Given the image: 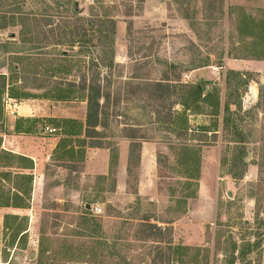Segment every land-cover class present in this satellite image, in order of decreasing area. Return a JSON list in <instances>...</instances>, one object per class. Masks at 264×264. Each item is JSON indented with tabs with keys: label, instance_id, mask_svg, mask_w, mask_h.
<instances>
[{
	"label": "rangeland",
	"instance_id": "1",
	"mask_svg": "<svg viewBox=\"0 0 264 264\" xmlns=\"http://www.w3.org/2000/svg\"><path fill=\"white\" fill-rule=\"evenodd\" d=\"M68 1L0 0L13 24L0 30V133H8L13 102H20L27 111L15 119V130L48 138L49 149L58 140L39 166L42 197H32V176L0 169V204L8 205L0 264H230L232 256L233 264H264V74L240 76L225 66L227 59L264 55V10L239 0H98L115 21L114 64L104 66L100 58L108 56L91 31L103 9L75 0L76 20L65 11ZM19 8L25 17H12ZM63 25L86 30V43L67 47L57 36ZM56 38L63 43L56 45ZM60 52L67 57L58 58ZM83 79L106 97L87 136L85 100L43 97ZM200 80L223 102L217 117L207 105L187 112L192 131L185 135L172 123L181 110L173 86ZM201 126L214 134L195 130ZM128 140L127 174L118 188L120 151ZM140 142L157 148L155 185L147 196L137 192ZM95 143L103 148L91 150ZM184 145L200 150L195 187L181 177ZM105 149L104 177L98 150ZM0 164L28 162L3 155ZM247 244L250 253L239 256ZM175 247L187 250L175 253Z\"/></svg>",
	"mask_w": 264,
	"mask_h": 264
},
{
	"label": "trees",
	"instance_id": "2",
	"mask_svg": "<svg viewBox=\"0 0 264 264\" xmlns=\"http://www.w3.org/2000/svg\"><path fill=\"white\" fill-rule=\"evenodd\" d=\"M145 0H139V3L144 2ZM95 7H92L91 9L94 10L95 8L103 9V15L100 17H97L94 22H97V25L91 26V31L93 34H96L99 38L100 45L98 46L101 49V54L105 56V58L108 56V59L105 60V62L100 58V62L104 66H112L114 64V36H115V21L112 16H109L104 10L102 6L99 5L98 0H93ZM65 11L68 12V14H72V18H75L78 20L77 14L75 13V0H69L66 2ZM64 5V6H65ZM130 8V6H127ZM18 11H15L13 13H16L15 16L12 15V17H22L24 18L25 15L21 12V8L17 9ZM20 11V12H19ZM70 12V13H69ZM105 12V13H104ZM7 12H3L0 10V30H3L7 28L8 26H13V24H9L6 18ZM96 15V14H95ZM11 19H16L12 18ZM32 18L35 19L34 16ZM10 19V18H9ZM61 31L58 32L59 37L67 39V47H74L76 45H82L86 43V37L87 33L86 30L78 29L77 27H72L69 25H63L60 29ZM56 36V37H57ZM62 40V41H64ZM56 45H61L63 42H60L61 40H56ZM101 55V57H102ZM58 58H65L67 57L64 52H60L57 54ZM251 60H264V55L261 56H255L254 58H250ZM202 66H198L197 68H201ZM50 71H56L58 70H50ZM234 74V72H231ZM238 75H242L240 73H237ZM243 76V75H242ZM80 85L76 86L75 83H68L67 88H59L55 87L53 92L55 94H51L52 91L47 92L44 94V98L46 100H54V101H66L72 98H77L75 95H79V98H82L86 101L87 104V111L85 116V123H84V133L85 135H89V131H95V129L98 125V118L100 115H102V112L100 111V101H105L106 97L101 94V90L99 86L96 85H87L85 80ZM209 84L206 81H198L196 84H178L177 87L173 86V94H177L178 100L176 102V105L181 107V110L179 112H174L172 123L175 125V129L181 131L185 135L189 132H191V128H189V120H188V114L187 112H192L198 114L197 111L200 107V105H207L213 109L211 116L217 117L220 111V97L219 94L214 91V88L207 89ZM160 87V85H159ZM178 88V92L176 91ZM24 95V96H21ZM73 95V96H72ZM11 98L13 99H24L28 98L25 94H11ZM229 105L228 102H226L223 105V112L229 111ZM224 121V120H223ZM228 121V120H226ZM212 128L215 127L214 124L211 125ZM198 132L202 133H211L214 134L215 130H210V126H201L197 127L195 129ZM143 139V138H141ZM238 141H233V143H237ZM137 145V144H134ZM91 148H103V145L99 143H95ZM200 150L199 148H195L192 146L184 145L180 148V159L178 160V164L183 165L184 172L182 174V178L185 180V186L190 187L196 186V182L198 179V173L200 169V156H199ZM30 180V178L28 179ZM190 196V195H188ZM7 204H0V207H7ZM245 250L239 252V256L243 257L245 254H249L250 247L249 244L244 245ZM236 246L234 245V249ZM187 250V248H181V247H175L174 252H178L179 250ZM235 260V256H232V261H230V264H233Z\"/></svg>",
	"mask_w": 264,
	"mask_h": 264
},
{
	"label": "crops",
	"instance_id": "3",
	"mask_svg": "<svg viewBox=\"0 0 264 264\" xmlns=\"http://www.w3.org/2000/svg\"><path fill=\"white\" fill-rule=\"evenodd\" d=\"M241 4H245L249 7L257 8L264 10V0H239ZM243 2V3H242ZM225 66L228 70L238 72L240 74L252 72L257 75L264 74V60H239V59H227L225 62ZM209 70V69H205ZM204 70V71H205ZM202 72V71H201ZM204 81V80H203ZM208 82V81H207ZM251 91V98L250 100L254 99L253 91L254 87L250 86ZM220 102H223V97L220 96ZM245 102V101H244ZM12 106L9 105V108ZM26 106L22 107V104L13 102V110H11L13 115L9 118V128H7V132L0 133V158L3 155H7L10 158L20 159L22 161H27L28 165H24L21 167H16L12 164H0V169L4 171H13L12 173H17L20 175H29L32 176L33 179V191L32 197L36 198L40 195L42 197L43 194V181H44V174L42 171L39 170V166L43 165L42 163H48L50 159L51 152L54 148H56L58 140H56L54 144H51V148L49 149L48 145V138L46 139L44 136H37L32 137V134L26 133L22 130H15V119H19L20 117H24L26 114ZM28 115V114H27ZM15 121V122H14ZM42 135V134H41ZM61 141V140H60ZM43 143H46L43 145ZM123 144H126V149L120 151L121 155L119 156V174L117 178V187L119 188L122 186V176L127 174L126 164L129 158V146L132 141L128 140L123 141ZM121 145V144H119ZM98 149V148H96ZM156 144L147 143V142H140V151H139V169L141 171V175H139L138 181V195L147 196L150 194L151 190L155 185V167H156ZM92 150V148H91ZM103 152L104 157V167L103 176L105 177L107 174V167L109 166V151L108 149L105 150H98ZM2 176V175H1ZM2 182H5L4 177H1ZM40 186H39V184ZM124 185V182H123ZM39 193V194H38ZM34 199V198H33ZM5 209L6 207H0V235L3 234V221L5 217Z\"/></svg>",
	"mask_w": 264,
	"mask_h": 264
},
{
	"label": "built area",
	"instance_id": "4",
	"mask_svg": "<svg viewBox=\"0 0 264 264\" xmlns=\"http://www.w3.org/2000/svg\"><path fill=\"white\" fill-rule=\"evenodd\" d=\"M46 131H48V132H52L53 130H51L50 128H46ZM94 211L96 212V213H100L101 212V209L100 208H94Z\"/></svg>",
	"mask_w": 264,
	"mask_h": 264
},
{
	"label": "water",
	"instance_id": "5",
	"mask_svg": "<svg viewBox=\"0 0 264 264\" xmlns=\"http://www.w3.org/2000/svg\"><path fill=\"white\" fill-rule=\"evenodd\" d=\"M75 10H77V6L75 7ZM203 81V80H202ZM87 209H89V206L86 207Z\"/></svg>",
	"mask_w": 264,
	"mask_h": 264
}]
</instances>
